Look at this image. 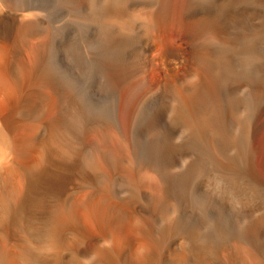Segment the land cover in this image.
<instances>
[{
    "label": "bare ground",
    "instance_id": "obj_1",
    "mask_svg": "<svg viewBox=\"0 0 264 264\" xmlns=\"http://www.w3.org/2000/svg\"><path fill=\"white\" fill-rule=\"evenodd\" d=\"M31 1L0 0V264H264V0Z\"/></svg>",
    "mask_w": 264,
    "mask_h": 264
},
{
    "label": "rangeland",
    "instance_id": "obj_2",
    "mask_svg": "<svg viewBox=\"0 0 264 264\" xmlns=\"http://www.w3.org/2000/svg\"><path fill=\"white\" fill-rule=\"evenodd\" d=\"M15 1H17V2H21L22 0H15ZM24 1V0H23ZM26 1V0H25ZM29 1V0H28ZM31 1V0H30ZM33 2L35 1V2H37V3H39V4H46V5H49V6H53L54 7V9L56 10V8H57V12H61V14L59 13V15H63V13H62V11L60 10V11H58L59 10V6L60 7H65V6H67L68 5V0H32ZM31 1V2H32ZM63 1V2H62ZM132 3H135V4H140V2L141 1H143V3L142 4H145L144 3V1L146 2V4H148V5H151V3L153 2H156L157 0H130ZM197 1H200V2H202V0H197ZM41 2V3H40ZM67 2V3H66ZM63 3V4H62ZM155 4V3H154ZM58 14V13H57ZM70 25V24H69ZM69 25H68V27H67V25H66V27L68 28H65V29H67L66 31H67V33H70V31L72 30V26H71V28H70V30H69ZM65 29H64V31H65ZM66 31L64 32L65 34H66ZM242 66V65H241ZM237 69H241V67L239 68H237ZM239 222V221H238Z\"/></svg>",
    "mask_w": 264,
    "mask_h": 264
}]
</instances>
